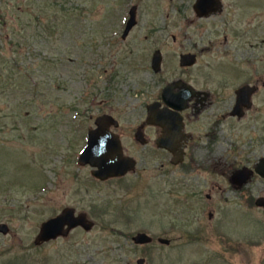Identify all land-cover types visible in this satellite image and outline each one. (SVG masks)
<instances>
[{"label": "rangeland", "instance_id": "obj_1", "mask_svg": "<svg viewBox=\"0 0 264 264\" xmlns=\"http://www.w3.org/2000/svg\"><path fill=\"white\" fill-rule=\"evenodd\" d=\"M222 1L220 16L196 21L194 0H0V80L17 82L0 89V222L10 229L0 234V264H136L143 252L146 264H264V213L254 204L264 197L254 171L264 156V0ZM63 5L78 10L63 15ZM132 5L136 24L121 38ZM155 49L165 56L156 73ZM187 51L200 54L184 76L178 54ZM218 62L224 73L213 70ZM178 76L216 98L189 125L194 140L172 165L169 153L129 136L145 103ZM256 81L244 116L213 126L234 88ZM102 112L118 119L124 152L136 160L103 182L76 162ZM243 167L250 174L238 187L231 175ZM66 207L86 213L92 228L33 255L40 224ZM138 231L154 238L145 249L133 247Z\"/></svg>", "mask_w": 264, "mask_h": 264}, {"label": "water", "instance_id": "obj_2", "mask_svg": "<svg viewBox=\"0 0 264 264\" xmlns=\"http://www.w3.org/2000/svg\"><path fill=\"white\" fill-rule=\"evenodd\" d=\"M220 7L219 0H195L193 9L198 16H206L215 12ZM136 24V5H132L128 11V18L126 20L121 37L125 38L131 28ZM160 53L156 51L152 57V68L154 71H158L160 68ZM193 54H183L180 57L181 65H190L194 62ZM172 85H167L162 91L163 100L166 105L177 108L179 107V97L177 94H173L170 91ZM254 88L248 84L239 87L236 90L235 104L232 108L231 114L241 117L245 109H249L252 105L251 95ZM154 106V105H152ZM149 110L150 107L148 108ZM175 112L172 113L168 109H162L161 111L153 112L149 111L147 122L157 124L163 127V132L166 135L157 141L158 146L166 147L167 142H170L169 137L172 134H177V128L174 124ZM95 129H90L87 135V141L85 146L77 157L78 165L89 164L92 167L91 175L101 180L109 177H117L125 174L128 170L133 168L134 160L131 157L124 156L121 150L118 137L111 136L113 139H100L107 135L105 127H108L111 123L114 126L118 125V122L110 115L103 114L95 119ZM100 128H104L103 131H99ZM141 132L136 133V137H140ZM175 137V136H174ZM173 154H176L172 159L173 163H177L181 157L173 149H170ZM254 171L262 178H264V156L260 157L254 165ZM249 171L246 167L235 170L231 175V180L238 187L243 185L248 176ZM255 205L261 207L264 212V197L260 196L255 199ZM64 225H67L64 231ZM81 225L85 230H89L93 226V222L88 220L85 213H79L74 215L73 208H65L60 214L50 217L41 223L39 232L35 238V243H40L45 240L54 238L61 233H67L71 228ZM8 226L6 223H0V232L6 233ZM135 243H148L151 241V237L144 233L138 232L132 237ZM161 243H168L169 240L165 238H159ZM136 264H146L144 258L140 257L136 260Z\"/></svg>", "mask_w": 264, "mask_h": 264}, {"label": "flooded vegetation", "instance_id": "obj_3", "mask_svg": "<svg viewBox=\"0 0 264 264\" xmlns=\"http://www.w3.org/2000/svg\"><path fill=\"white\" fill-rule=\"evenodd\" d=\"M195 2V0H194ZM194 2L192 3L191 5V9H192V12L194 13V16H195V19L194 20H201V21H205V20H208L210 18H214L216 16H220L226 9V6L224 5V2L222 0H219L220 2V7L215 11V12H212L211 14L209 15H206V16H198L196 14V12L194 11L193 9V4ZM225 21H223V24L225 25V29L229 28L230 27V24L232 23L231 20L225 16ZM193 21V20H192ZM203 23V22H201ZM215 26V24H214ZM216 28V26H215ZM205 29H203V32H204ZM235 33L237 34V31L235 30ZM122 34V33H121ZM241 35V34H239ZM237 35V36H239ZM122 38V37H121ZM173 40H175V36L172 37ZM158 51L160 53V57H161V60H160V68L158 71H154L153 68H152V57H153V54ZM183 54H193L194 55V62L190 65H181L180 64V57L181 55ZM199 52H191V51H187V52H180L178 54V64H179V68H180V71L182 73V75L184 76H187V73L192 70L195 66H197L198 64V61H199ZM165 59V56L163 55V53L161 52V50L159 49H155L151 55V58H150V63H149V68H151L153 70L154 73L156 72H160L161 71V67L163 65V60ZM49 61V59H48ZM50 62V61H49ZM222 62V61H221ZM221 62H218L216 65H215V69H213L215 72H223L224 71L222 69H220V66H218V64H220ZM52 63V62H50ZM217 69V70H216ZM213 75H215L213 72H209L206 74L205 78H212ZM187 80V77H182V76H178L177 78L175 79H172L171 81L169 82H165L163 85H161L158 89V92H157V95H155L153 98L149 99L148 102L145 103V115H144V120L141 121L136 127H133V128H130V140H131V144H134L135 146H138V147H147V146H155V148L161 150V151H164V152H167L169 153V162L170 164L172 165H175L176 163H173L172 162V159L174 158V156L176 154H173L171 152L170 149H173L175 151V153H177V156L179 155L181 157V159L177 162V164H180L183 162L184 160V151L187 150V148L189 146H191L192 142L194 140V132L192 130H190L191 127H189V125L191 124L192 121H196L198 118H199V115L200 113H202L205 109L209 108L215 101V94L213 92H211L210 90H208L207 88H200L198 85H195L194 83H190L188 82ZM244 82V81H243ZM224 85L225 84V81L221 82L219 85ZM250 85L254 88V91L251 95V101H252V96L255 94V92L257 91L258 89V81H256V83L254 84H250L248 82L246 83H242L241 85L239 84L238 87L234 88V100H233V103L232 105L230 106V109L228 112H225L224 114L220 113L219 116L215 115V118L212 120V124L213 126L215 125H219V122H220V118H226L229 117V118H237V119H240L241 117L244 116L245 112H246V109L244 108L243 110L244 113L241 117H238L237 115H232L231 114V111H232V108L235 104V99H236V90L243 86V85ZM262 86H264V81L261 83ZM167 85H172V87H170V91L173 93V94H177L178 97H179V107L178 109L177 108H174V107H171V106H168L166 105V102L163 100V97H162V91L163 89L167 86ZM154 105V106H152ZM150 107V109H153V110H149L148 108ZM162 109H168L170 110L172 113H176L175 114V119H174V124L173 125H176V128H177V131L176 132L177 134H172L173 136L169 137L168 139L170 140V142H167V146H170V149H167L166 147H160L158 146L157 144V141L159 139H161V137L163 136L164 138L166 137V135L164 134L163 132V127H161L160 125H157V124H152V123H148L147 122V118H148V114H149V111L150 112H153V114L155 113V111H161ZM103 114H107V115H110L112 116L117 122H118V125L117 126H114L113 123H111L108 127H105V132H107V135L104 136V137H101L100 139H113V137L111 136H117L118 137V140L120 142V146H121V150H122V153L124 156H127V157H131L133 160H134V165H133V168L128 170L126 173H128L129 171H133L135 168H136V160L130 156V155H127L125 154V145H124V135L119 129V121L118 119H116L111 113H108V112H102L101 114H98L97 116H95L94 120H93V123H94V126L93 127H89L87 129V132H86V139H85V144H86V141H87V135H88V131L90 129H95L96 126H95V119L96 117L100 116V115H103ZM148 128H154L156 131L154 133H148L147 132V129ZM99 131H103L104 132V128H100ZM140 131L141 132V135L140 137H136V133ZM175 136V137H174ZM213 135L210 133V134H207V139L208 141H213ZM84 144V146H85ZM83 146V147H84ZM82 147V148H83ZM82 150V149H81ZM80 150V152H81ZM79 152V153H80ZM79 155V154H78ZM78 157V156H77ZM76 162H77V159H76ZM87 166L91 167L89 164H86ZM82 166H85V165H82ZM91 170H92V167L90 169V175H91ZM125 173V174H126ZM125 174L121 175V176H117V177H109L107 179H104V180H101L99 178H96L94 176H92L93 179L97 180V181H106L108 179H111V178H120V177H123ZM264 179V178H263ZM208 197V196H207ZM254 204H255V201H254ZM68 208V207H66ZM65 209V208H64ZM62 209L60 211V213L64 210ZM262 209V208H261ZM73 212H74V215H77L79 213H82V212H78V213H75L74 209H73ZM58 213V214H60ZM84 213V212H83ZM56 214V215H58ZM86 214V213H85ZM54 215V216H56ZM209 217H212V212H209ZM53 217V216H52ZM50 218V217H49ZM1 223V222H0ZM41 225V224H40ZM67 227V225H64V229H62V231L65 230V228ZM40 229V227H39ZM77 230H83V231H87L85 230L81 225H77L73 228H71L70 230L67 231V233H61L59 234L58 236L54 237V238H51V239H48V240H45L43 242H40V243H35V238L39 232H37V234L35 235V237L33 238V241H32V245L30 246L31 249L33 250V255L34 254H37L38 250H44L43 248L47 245H51L52 243L60 240V239H65V238H68L70 237L75 231ZM10 232V229L8 227V231L6 233H2L0 232V234H3V237L7 236V233ZM138 232H144V231H138ZM136 232V233H138ZM135 233V234H136ZM146 233V232H144ZM133 234L131 236V240L133 242V247H142V248H146V246H148L149 244H151V242L153 241V236L148 234L150 237H151V241L148 242V243H143V244H140V243H135L132 239V237L135 235ZM159 238H165V237H157L156 238V241L160 244H169L170 243V240L168 238H165V239H168L169 242L168 243H161L159 241ZM3 244H5V240L3 239L2 240V243L0 245V248L5 250V248L3 247ZM75 250V249H74ZM76 252V256L79 257L80 254H81V251L79 249L75 250ZM39 254V253H38ZM45 255V254H44ZM141 255H146L145 252H143V254L141 253ZM144 256H141L142 258H144L145 260V257ZM140 258V257H139ZM138 259V258H137ZM146 263V262H145Z\"/></svg>", "mask_w": 264, "mask_h": 264}, {"label": "trees", "instance_id": "obj_4", "mask_svg": "<svg viewBox=\"0 0 264 264\" xmlns=\"http://www.w3.org/2000/svg\"><path fill=\"white\" fill-rule=\"evenodd\" d=\"M60 6V5H59ZM75 8H66L64 5L62 7L59 8V11H61V14L65 15L68 13H74L76 12ZM5 82H9L8 85H6ZM17 84V82L15 81V79L13 77H9L6 81L5 80H0V89L2 91H4V89L11 87L13 89V87H15Z\"/></svg>", "mask_w": 264, "mask_h": 264}]
</instances>
